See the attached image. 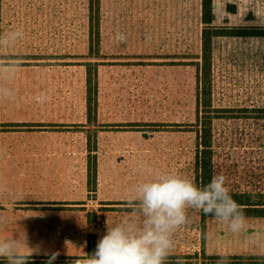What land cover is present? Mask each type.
<instances>
[{
  "label": "rangeland",
  "instance_id": "rangeland-1",
  "mask_svg": "<svg viewBox=\"0 0 264 264\" xmlns=\"http://www.w3.org/2000/svg\"><path fill=\"white\" fill-rule=\"evenodd\" d=\"M211 7L207 17L221 33L210 40L211 178L222 174L229 192L264 204V35L242 28L264 32V0H211ZM166 8L161 0H0V36L23 32L0 55L21 65L9 84L15 99L0 101V141L12 145L1 158H15L3 159L0 175L40 174L31 158L67 163L51 178L80 171L81 258L107 228L133 216L131 190L148 171L204 185L203 25L170 24ZM38 118L46 121H31ZM44 142L60 146H37ZM257 210L264 214V206ZM187 217L166 264H264L251 261L264 259V242L257 249L249 236L228 237L202 211L190 208ZM245 217L251 233L261 222Z\"/></svg>",
  "mask_w": 264,
  "mask_h": 264
},
{
  "label": "clouds",
  "instance_id": "clouds-1",
  "mask_svg": "<svg viewBox=\"0 0 264 264\" xmlns=\"http://www.w3.org/2000/svg\"><path fill=\"white\" fill-rule=\"evenodd\" d=\"M23 36L20 30L0 36V55L13 48ZM121 42L123 34H117ZM20 63L12 58H0V101L14 100V90L9 86L19 71ZM37 99H45L42 94ZM147 178L131 190L129 202L133 216L123 220L98 240L95 250L75 264H166L174 248V233L187 222V210L195 209L211 215L238 234L246 227L243 209L232 198L226 186V177L214 175L210 182L198 186L193 179L172 172L146 173ZM3 225H0V229ZM24 247L31 249L23 238ZM33 251H21L16 237H0V260L4 264H29ZM53 253L48 264L58 256ZM221 264H227L222 260Z\"/></svg>",
  "mask_w": 264,
  "mask_h": 264
},
{
  "label": "crops",
  "instance_id": "crops-1",
  "mask_svg": "<svg viewBox=\"0 0 264 264\" xmlns=\"http://www.w3.org/2000/svg\"><path fill=\"white\" fill-rule=\"evenodd\" d=\"M161 5H164V8L167 7L163 14L170 24L173 21L178 24L196 20L201 22L202 29L204 28L201 0H161ZM31 121L40 124L46 120L38 118L31 119ZM46 143H38L37 146L41 149L42 147L60 146L57 143ZM2 149H12V145L3 144L0 141V150L2 151ZM1 151L0 173L3 159H15L14 157L1 158ZM31 161L35 166H38L40 174L25 175L24 173L18 179L0 175V225H3V228L0 229V237L13 235L20 242L23 252L34 249L29 264H48L53 253H59V255L52 261V264H75L77 259H83L81 258V228L78 215L82 206L80 171H76L74 178L75 171L68 170V177L59 180L55 177L51 178L49 175L53 171L56 172L55 166H66L67 163L52 161L50 164L48 160L39 158H31ZM68 164L74 166L71 161ZM77 166L79 168V164ZM17 182L28 183L31 186L30 193L24 190L26 196L23 198L15 196V193L20 194L19 196L24 194V191L15 192L13 190L12 184ZM75 213L78 215V220L74 218ZM209 219L211 220V218L205 220L206 223ZM256 219L261 223H253L255 229L251 233L244 229L238 234L231 233L227 236L233 239L239 238L241 235L249 236L251 241L257 242L254 247L258 249V244L264 242V216ZM217 224L221 223L217 221ZM24 236L27 246L31 249L24 247ZM202 250L204 252V228ZM0 264H4V261L0 260Z\"/></svg>",
  "mask_w": 264,
  "mask_h": 264
},
{
  "label": "trees",
  "instance_id": "trees-1",
  "mask_svg": "<svg viewBox=\"0 0 264 264\" xmlns=\"http://www.w3.org/2000/svg\"><path fill=\"white\" fill-rule=\"evenodd\" d=\"M201 10H202V21L204 23V28L202 29L201 34V60H202V68H201V85L199 88V99L200 96L204 95V124L201 123L202 128L204 129V185L210 182L211 180V171H210V160L211 156L209 154V147L211 141V134H210V125L212 123V119L214 118L211 116L210 112L206 111L207 108L211 107L210 104V81L209 74H210V40L214 36L220 35L219 27L211 25L210 16L212 14V7H211V0H201ZM246 31L245 36H262L264 35L263 30L259 31V27H251V26H243ZM258 32H252V31ZM232 198L241 206L244 211L245 216H249V214H253V216H261L263 217V211L257 210V208H263L264 204H256L252 203L250 200V196L248 194H235L229 192ZM211 216V215H206ZM91 251V250H90ZM255 263H264V259L261 258H254L251 260ZM245 262V261H244Z\"/></svg>",
  "mask_w": 264,
  "mask_h": 264
}]
</instances>
